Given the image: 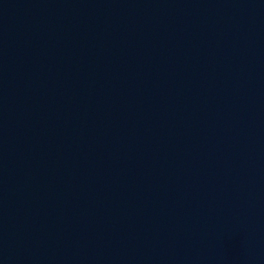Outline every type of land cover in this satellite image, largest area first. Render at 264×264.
Instances as JSON below:
<instances>
[{"label": "water", "instance_id": "water-1", "mask_svg": "<svg viewBox=\"0 0 264 264\" xmlns=\"http://www.w3.org/2000/svg\"><path fill=\"white\" fill-rule=\"evenodd\" d=\"M0 264H264V0H0Z\"/></svg>", "mask_w": 264, "mask_h": 264}]
</instances>
